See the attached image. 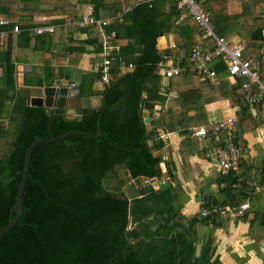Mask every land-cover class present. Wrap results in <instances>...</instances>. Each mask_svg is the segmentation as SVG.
I'll use <instances>...</instances> for the list:
<instances>
[{
	"label": "trees",
	"instance_id": "obj_1",
	"mask_svg": "<svg viewBox=\"0 0 264 264\" xmlns=\"http://www.w3.org/2000/svg\"><path fill=\"white\" fill-rule=\"evenodd\" d=\"M91 1L94 3L93 15L102 18L105 0ZM198 1L211 15L218 35L227 37L238 31L241 42L246 45V55L257 59L264 48V18L260 13H248L245 8L240 16H220L217 8L210 4L213 0ZM38 2L0 0V11L18 21L22 31L16 35L22 38L23 46L30 43V29L47 25L31 17L38 12ZM185 12L177 0L136 4L132 1V6L120 18L108 19L106 30L116 32L110 40L111 45H118V39L128 40L126 44H120L119 50L113 49L111 75L116 80L123 73V67L129 68L130 64L132 70L122 74L118 83H109L102 90L94 88L102 78V66L86 73L80 86L81 96L102 95L103 105L100 111L84 112L76 118L68 117L65 110L56 112L45 106L26 103L16 85L17 57L12 45L16 36L12 32L5 36L7 48L0 50L4 78L0 86V120H3L0 121V147L9 146L10 151L8 158H0V229L9 223L26 154L36 139H50L72 130L97 134L99 125L102 135L96 138L74 135L35 148L24 193L22 218L0 236V264H221L212 233L233 217L222 214L203 216L201 212L191 217L181 215V209L176 206L175 187L159 188L143 196L137 188L143 176L163 177L160 165L163 158L156 151L164 146V140L154 139V143H150L142 102L163 105L153 119V124L162 131L181 128L190 133L192 127L186 122L189 110L195 109V105L188 104L186 110L164 107L166 94L159 73L164 54L180 61L182 66L190 64L192 50L198 44L195 39L198 24L191 16L182 19ZM246 19L248 23H245ZM241 23L243 25L239 26ZM164 33L173 34L176 42V47L166 52L157 47V40ZM45 35L48 34L38 36L42 39L43 49L47 50ZM92 42L96 40H69L67 53L70 60L75 58L78 62ZM99 44L101 47V42ZM55 58L51 52L45 55L42 70L48 85L55 83L61 71ZM263 64L264 61L262 78ZM216 67L220 85L203 81L213 91L230 98L232 105H239L237 117L240 125L243 117H251L249 108L242 105L246 94L242 88L245 79L228 82L224 62ZM189 74L200 78L187 70L171 77L172 88L176 89L182 78ZM26 82L32 84L29 80ZM37 83H42L41 77ZM257 92V86L253 85L250 93ZM189 95L186 92L179 94L183 102ZM194 114L191 117L195 120L199 115ZM238 132L235 141L240 144ZM125 169L129 170L134 183L121 175ZM260 176L258 182L264 185V165ZM237 178L234 170L227 176L221 175L220 182L227 183L223 189L230 200L218 203L208 199L209 205L245 201L248 183L244 181L240 188H236L232 184ZM170 179L176 177L169 174ZM128 187L134 188V196H129ZM247 216L248 213L245 218ZM205 227H211V230L205 233L202 231ZM200 242L202 246L198 254Z\"/></svg>",
	"mask_w": 264,
	"mask_h": 264
},
{
	"label": "crops",
	"instance_id": "obj_2",
	"mask_svg": "<svg viewBox=\"0 0 264 264\" xmlns=\"http://www.w3.org/2000/svg\"><path fill=\"white\" fill-rule=\"evenodd\" d=\"M132 1L136 4L141 1L151 0H105L106 4L103 5L102 18L110 19L111 21L117 16L120 18L122 13L132 6ZM213 1V4H210L217 8L220 16H240L246 8L248 13L251 11L258 12L264 18V0ZM130 2L131 4H129ZM90 11L93 14L94 3L91 0H39L38 12L31 17L35 21L54 25L55 33L44 36L48 39L47 50L43 49L40 36L32 35L30 43L23 46V43H21L22 38L20 35L15 34L16 39L12 45L13 49L16 48L15 76L18 92H20L21 86L48 85L42 70L47 52L55 54V63L61 68L58 78L63 76L67 66L82 69L83 77L86 73L97 71L102 66L103 55L99 44L100 35L97 29L94 27L82 28L78 24L82 15ZM0 17H5L18 23L16 19L10 18L7 13L4 14L1 11ZM181 18L184 19L185 17ZM245 23H248V19H246ZM242 25L243 23L239 24V26ZM5 27L8 28L9 26L0 25V30ZM195 37L196 43L200 44L201 40L198 29L195 31ZM227 37L241 40L238 31L232 32ZM4 38L0 36V50L7 48L4 44ZM71 39H91L96 40V42L87 45L86 53L77 62L75 58L71 61L67 53V44ZM127 41V39H118L116 43H119L118 46H120V44H126ZM157 41V47L162 52L176 47L175 37L171 33L160 35ZM7 46L9 47V44ZM257 59H261V62L264 61V57H261V52L257 55ZM175 63L180 65V61H175ZM129 70H132V67H123L122 74ZM38 77L42 78L41 84L37 83ZM110 78L114 77L111 75ZM200 78L189 74L188 77L182 78L181 83L177 84L176 89H173L171 77L162 74L161 85L162 90L166 94L164 107H180L186 110L188 104H194L196 110H189L190 113L187 116L188 121L186 122L187 124H191L192 127L203 126L209 128L224 117L237 116L239 105H232L230 98L227 96L223 97L218 92L213 91L203 81L205 79L201 76ZM3 80V67L0 64V86L3 85ZM27 80L32 84H27ZM226 80L234 83L228 77ZM105 85L99 80L94 88L102 90ZM182 92L190 94L184 102L179 96ZM225 93L227 92L225 91ZM91 97L93 105L101 109L103 105L102 95L97 94ZM193 100L197 101V103H191ZM153 105V108H143V115L144 113L150 114L152 124L153 119L158 115L157 111L163 107L161 104ZM80 107V99H70L65 108L67 116L70 118L81 116L78 111ZM249 110L251 117H243L240 125L238 120L237 132L241 131L238 132L240 137V144L238 143V145L242 148L243 153L240 166L234 171L238 178H240L241 183L244 181L248 183L249 189L246 192H248L247 199H250L251 208L247 212L248 216L246 218H232L222 228L215 229L212 233L215 238V245L217 246L216 256L219 257L221 264H264V188L258 190L253 187V183H259L258 181L260 180L264 165V120L257 114L258 107H255L254 110ZM195 112L199 116L194 120L191 116ZM256 116L260 117L263 121H261V124H256V121L260 120ZM169 132L168 138L164 139V146L156 151V154L161 155L163 158L160 164L163 172L161 180L169 181V174L176 177V179H170L169 185L175 187L177 190L176 206L181 209V215L191 217L199 214L203 199L216 200L218 203L230 200L224 189L220 187V165L214 153L219 143L211 136L204 138L192 136L190 133H185L181 128ZM141 180L140 185H137L138 190L144 184L143 177ZM130 181L135 182L133 178ZM131 191L129 196H134L133 189ZM210 230L211 227L202 229L205 233H208ZM201 246L202 242L198 244V254L200 253Z\"/></svg>",
	"mask_w": 264,
	"mask_h": 264
},
{
	"label": "built area",
	"instance_id": "obj_3",
	"mask_svg": "<svg viewBox=\"0 0 264 264\" xmlns=\"http://www.w3.org/2000/svg\"><path fill=\"white\" fill-rule=\"evenodd\" d=\"M179 7H184L186 12L181 16H191L198 24L200 35V44H197L191 53L190 64L182 66L175 63L174 59L163 55V60L159 64V73L173 77L185 71L198 74L211 84H220L221 78L218 74L217 64L224 62L228 70V79L236 82L237 78H244L242 88L245 97L243 106L254 110L258 107L257 114L264 120V78H262L261 59H255L246 55V45L240 39H234L218 35L215 32L211 15L202 9L198 0H177ZM82 28L93 26L100 35L102 61V78L100 82L108 85L111 77V65L113 59V49L119 50V46L111 45V38L116 35L114 30L107 31L106 26L108 19L95 18L92 11L82 15L78 22ZM1 26H9L0 30V36L5 37L9 32L19 34L22 29L19 24L5 17H0ZM55 26L52 24L33 27L30 29L31 35L53 34ZM261 57H264V48L261 50ZM130 67L132 65L130 64ZM253 85L258 88L257 93H250ZM1 126V123H0ZM155 130V139H167L170 132L162 131L153 126ZM238 130V117L228 116L220 119L211 127H191L190 134L197 137L211 136L219 145L215 148L214 153L218 158L220 172L222 176H227L231 171L239 168L242 160V148L236 143L235 137ZM165 181V180H163ZM234 187H240L241 181L238 178L233 184ZM220 187H227L225 181L220 182ZM255 189L261 190L263 184L253 183ZM250 199L242 202L229 204H211L208 200L201 201V215L209 216L212 214H222L224 217H233L243 219L250 210Z\"/></svg>",
	"mask_w": 264,
	"mask_h": 264
},
{
	"label": "water",
	"instance_id": "obj_4",
	"mask_svg": "<svg viewBox=\"0 0 264 264\" xmlns=\"http://www.w3.org/2000/svg\"><path fill=\"white\" fill-rule=\"evenodd\" d=\"M122 74L116 80L110 78V83L114 82V85L119 82ZM83 80V70L80 68L67 66L63 76L58 78L53 85L46 86H21L20 94L26 98V103L31 106H45L55 110L56 112H63L66 108V105L70 99H80V109L79 114L82 115L84 112H94L100 111V108H97L92 103L91 96H81L80 86ZM104 100V99H103ZM142 107H154L153 104L142 102ZM144 122L148 128V134L150 137V143H154L155 130L152 124V118L150 114L144 113ZM100 123V120H99ZM79 135L86 137H100L102 135L101 127H98V133L92 134L84 131L72 130L63 135L55 136L50 139L38 138L36 139L31 146L29 147L26 158L23 175L21 178L20 186L18 189V194L16 198V204L11 210L9 223L2 229H0V236L4 235L10 231L22 218L23 215V200L24 193L27 181L29 180L30 167L32 155L35 148L43 145H47L54 141H62L67 139L70 136ZM10 151L9 146L0 147V158H8V152ZM123 177H126L128 180L132 179V176L129 173V170L125 169L121 172ZM144 184L139 187V193L141 196L153 192L156 189L168 188L169 181H163L159 178H149L143 176Z\"/></svg>",
	"mask_w": 264,
	"mask_h": 264
},
{
	"label": "rangeland",
	"instance_id": "obj_5",
	"mask_svg": "<svg viewBox=\"0 0 264 264\" xmlns=\"http://www.w3.org/2000/svg\"><path fill=\"white\" fill-rule=\"evenodd\" d=\"M134 189L133 187H128L127 188V193L129 194L130 192H132L131 190Z\"/></svg>",
	"mask_w": 264,
	"mask_h": 264
}]
</instances>
